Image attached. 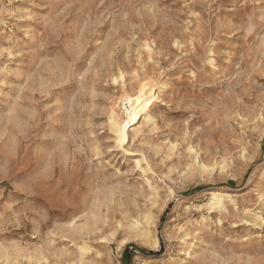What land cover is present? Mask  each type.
<instances>
[{"label":"rangeland","instance_id":"1","mask_svg":"<svg viewBox=\"0 0 264 264\" xmlns=\"http://www.w3.org/2000/svg\"><path fill=\"white\" fill-rule=\"evenodd\" d=\"M0 264H264V0H0Z\"/></svg>","mask_w":264,"mask_h":264},{"label":"bare ground","instance_id":"2","mask_svg":"<svg viewBox=\"0 0 264 264\" xmlns=\"http://www.w3.org/2000/svg\"><path fill=\"white\" fill-rule=\"evenodd\" d=\"M145 89L141 92L145 93ZM136 93H131L125 91L123 96L126 98L123 103V112L121 115H114L113 112L111 113V124L114 131V136L116 138V142L118 143L119 147H122L125 151V145L129 143L130 131L133 134H138L140 129L137 125L140 124L142 119L150 117V112L148 106H144V104H140L138 107L131 106V100L137 97ZM122 104V102H121ZM122 150V149H121ZM138 164V163H137ZM221 190H211L209 193L214 200V204L217 207L222 206V198L223 195L220 193ZM157 244V243H156ZM187 254V253H186Z\"/></svg>","mask_w":264,"mask_h":264},{"label":"trees","instance_id":"3","mask_svg":"<svg viewBox=\"0 0 264 264\" xmlns=\"http://www.w3.org/2000/svg\"><path fill=\"white\" fill-rule=\"evenodd\" d=\"M142 252L148 254V255H159V252H154V251H147V250H143ZM131 252V246H128L124 252V257H128V255H130Z\"/></svg>","mask_w":264,"mask_h":264}]
</instances>
